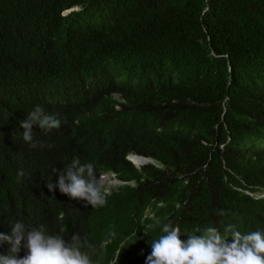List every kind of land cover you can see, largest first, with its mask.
Returning <instances> with one entry per match:
<instances>
[{"label":"trees","instance_id":"1","mask_svg":"<svg viewBox=\"0 0 264 264\" xmlns=\"http://www.w3.org/2000/svg\"><path fill=\"white\" fill-rule=\"evenodd\" d=\"M37 105L61 126L33 148ZM74 157L123 183L104 206L47 189ZM263 190L264 0H0V233L146 264L165 223L264 232Z\"/></svg>","mask_w":264,"mask_h":264},{"label":"clouds","instance_id":"2","mask_svg":"<svg viewBox=\"0 0 264 264\" xmlns=\"http://www.w3.org/2000/svg\"><path fill=\"white\" fill-rule=\"evenodd\" d=\"M33 125H38L40 130L51 131L58 129L61 121L54 115L45 114L39 105L28 113L26 119L20 121V127L24 129V141L36 148L38 145L33 142ZM39 146L45 145L39 142ZM52 172L58 175V182L53 183L51 176L46 179L49 192L58 188L60 193L73 200L85 201L92 208L107 203L109 192H105L100 181L101 175L110 174L115 178L112 172H101L97 178L93 164H81L78 157H74L63 170L53 168ZM19 175L23 176V172ZM220 214H224L223 210ZM161 232L151 242L152 250L146 258V264H264V232L259 230L245 234L236 225L228 224L224 229V232L229 233L226 237L216 227H197L194 232L184 235L186 239H181L179 226L169 222L162 225ZM71 240L72 243H69L59 234L46 235L36 228L26 229L22 222L17 221L10 233H0V244L8 245L7 254L0 255V264H93L89 255L80 250V237L73 235ZM22 247L27 249V254L20 258L18 253ZM115 258L116 255L106 264H115Z\"/></svg>","mask_w":264,"mask_h":264},{"label":"rangeland","instance_id":"3","mask_svg":"<svg viewBox=\"0 0 264 264\" xmlns=\"http://www.w3.org/2000/svg\"><path fill=\"white\" fill-rule=\"evenodd\" d=\"M65 13H68L65 12ZM134 160V158L132 159ZM146 165V164H145ZM101 183L104 185L105 192L108 193L112 191L116 186L121 185L119 181H117L112 175L110 174H102L100 178ZM130 185H132L130 183ZM255 198H264V190L262 192H257L252 194ZM149 217H152V215H149Z\"/></svg>","mask_w":264,"mask_h":264},{"label":"bare ground","instance_id":"4","mask_svg":"<svg viewBox=\"0 0 264 264\" xmlns=\"http://www.w3.org/2000/svg\"><path fill=\"white\" fill-rule=\"evenodd\" d=\"M130 160L132 161V162H137L138 160H139V156H137V155H131L130 157ZM134 158V160H132ZM142 158V157H141ZM146 162H148L147 160H145ZM135 165V164H134ZM143 165H145V164H143ZM143 165H141V166H143ZM137 168H140L139 166H137V165H135Z\"/></svg>","mask_w":264,"mask_h":264},{"label":"water","instance_id":"5","mask_svg":"<svg viewBox=\"0 0 264 264\" xmlns=\"http://www.w3.org/2000/svg\"><path fill=\"white\" fill-rule=\"evenodd\" d=\"M130 156H128V160L129 161H131L130 160V158H129ZM139 157H142V156H139ZM143 159H145V160H147L148 161V163L147 164H155L151 159H149V158H145V157H142ZM132 162V161H131ZM132 164L134 165V163L132 162ZM135 166V165H134ZM136 167V166H135Z\"/></svg>","mask_w":264,"mask_h":264}]
</instances>
